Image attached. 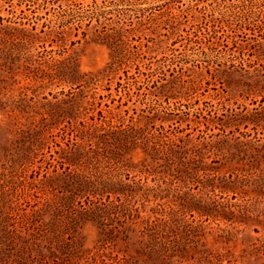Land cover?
Wrapping results in <instances>:
<instances>
[{
	"label": "rangeland",
	"instance_id": "374dc122",
	"mask_svg": "<svg viewBox=\"0 0 264 264\" xmlns=\"http://www.w3.org/2000/svg\"><path fill=\"white\" fill-rule=\"evenodd\" d=\"M160 1H0V264H264V0Z\"/></svg>",
	"mask_w": 264,
	"mask_h": 264
},
{
	"label": "trees",
	"instance_id": "16d2710c",
	"mask_svg": "<svg viewBox=\"0 0 264 264\" xmlns=\"http://www.w3.org/2000/svg\"><path fill=\"white\" fill-rule=\"evenodd\" d=\"M2 1V0H0ZM5 1V0H3ZM175 1L176 0H162L156 4L150 5V6H144V7H140L139 11H141V15L140 16H147L150 18L151 13H154L157 11V13L161 14V15H169L170 19H171V23L169 24L171 27H176V24L178 23L177 21L180 20L179 17L183 16V10L182 8H180V6H175ZM231 6H234L233 4H231ZM174 9H178L177 13H174L173 10ZM217 8H212L213 11H216ZM219 11V10H218ZM147 12V14L145 13ZM232 13L230 14H225L224 12L221 13V11L219 13H221V19L220 21L223 22V24H226L230 27V17L233 15V18L238 17V14H236L233 10H231ZM247 15L243 14L242 16L245 18ZM138 16V17H140ZM87 21L88 24H93V21H95L94 24L96 25H100L102 28H105L106 23L104 22L105 19H107V17L105 16V11L102 9H98L94 14L92 15H88L87 16ZM125 25H131L132 24V18L130 15L126 16L125 18ZM118 24L120 23L119 20L117 21ZM204 24H206V26H202V25H196V27H193V29H191V31L188 32V36L185 38L187 40V46L185 47L186 49H189L191 47V42H198L199 40H203L204 42L209 43L210 45L213 44L214 42H223V41H228L229 37L232 39V42L235 43L236 40L234 39L235 37H238L240 34L242 33V26H240L237 29H233L232 30V34H218V30L216 29V26L213 23L208 24L206 20L201 21ZM162 28H167V26H163ZM177 28V27H176ZM232 28H230L231 30ZM240 31V32H239ZM261 31V29H260ZM192 34V35H191ZM262 34H264V32H262ZM195 37V39L192 38ZM114 45V44H113ZM188 47V48H187ZM209 47V46H208ZM210 48V47H209ZM115 52L117 51V49H120V46H116L114 45ZM202 51L204 52V54H208V52L205 49H202ZM118 53V52H117ZM113 59H117L120 56H118V54L112 56ZM121 60V59H120Z\"/></svg>",
	"mask_w": 264,
	"mask_h": 264
}]
</instances>
